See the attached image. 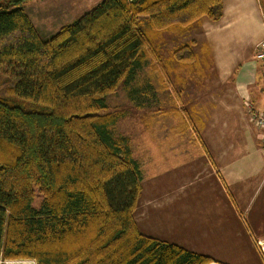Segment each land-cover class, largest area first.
<instances>
[{"label": "trees", "instance_id": "trees-1", "mask_svg": "<svg viewBox=\"0 0 264 264\" xmlns=\"http://www.w3.org/2000/svg\"><path fill=\"white\" fill-rule=\"evenodd\" d=\"M30 1L0 0V264H210L140 232V164L105 98L157 56L146 29L186 34L222 0H102L45 37ZM203 50L169 60L193 70Z\"/></svg>", "mask_w": 264, "mask_h": 264}, {"label": "crops", "instance_id": "crops-1", "mask_svg": "<svg viewBox=\"0 0 264 264\" xmlns=\"http://www.w3.org/2000/svg\"><path fill=\"white\" fill-rule=\"evenodd\" d=\"M199 28L212 61L208 109L196 118L177 111L183 125L164 134L160 180L150 195L141 190L134 218L144 235L210 264H264L254 244L264 240V131L251 119L264 111L262 0H222V17ZM183 140L196 151L189 160L177 157Z\"/></svg>", "mask_w": 264, "mask_h": 264}, {"label": "rangeland", "instance_id": "rangeland-1", "mask_svg": "<svg viewBox=\"0 0 264 264\" xmlns=\"http://www.w3.org/2000/svg\"><path fill=\"white\" fill-rule=\"evenodd\" d=\"M101 1L32 0L24 5V11L41 37H45V34L49 36L58 31L61 26L71 24ZM262 5L264 9V0ZM146 23L147 18L141 17L140 28L146 27ZM200 32L199 27L193 28L186 34L146 29L145 34L151 40L157 56L151 55L129 84L120 85L116 91L105 98L108 111L126 113L112 131L115 135L130 140L133 157L140 164L142 171L143 197L151 194L149 192L153 190L152 185H155L151 182L160 180L157 168L164 156L162 149L166 148L164 144L167 141L164 139V134L171 127L180 128V125H183V123L179 126L176 124L177 111L187 112V115L191 114L196 118L200 116L204 106L208 109L205 102L211 98L212 94L207 87L213 78L210 75L212 61L208 50L201 46L204 40ZM187 44L192 46V50L198 56L204 49L203 59L199 60L193 70H183L169 60L171 52L176 47ZM187 115H185L186 118ZM186 142L183 140L184 152L182 150L177 157L189 160L191 156H196V151L184 145ZM39 202L40 196L36 192L34 206H38ZM4 264L34 263L16 261Z\"/></svg>", "mask_w": 264, "mask_h": 264}, {"label": "built area", "instance_id": "built-area-1", "mask_svg": "<svg viewBox=\"0 0 264 264\" xmlns=\"http://www.w3.org/2000/svg\"><path fill=\"white\" fill-rule=\"evenodd\" d=\"M255 59L258 62L264 64V38L256 44ZM251 119L258 128H261L264 131V111L258 113H254V112L251 113ZM263 143H264V138H263ZM254 244L260 257L264 261V240H257L255 241Z\"/></svg>", "mask_w": 264, "mask_h": 264}]
</instances>
